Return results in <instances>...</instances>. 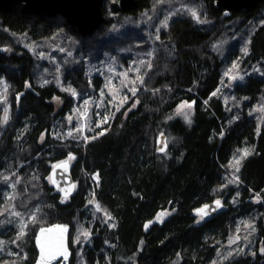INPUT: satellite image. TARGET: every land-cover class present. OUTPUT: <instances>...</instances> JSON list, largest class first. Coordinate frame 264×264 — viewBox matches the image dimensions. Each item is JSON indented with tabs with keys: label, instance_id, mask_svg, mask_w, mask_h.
<instances>
[{
	"label": "trees",
	"instance_id": "1",
	"mask_svg": "<svg viewBox=\"0 0 264 264\" xmlns=\"http://www.w3.org/2000/svg\"><path fill=\"white\" fill-rule=\"evenodd\" d=\"M213 1L104 0L88 35L55 13L0 8V264H33L36 230L55 222L70 225L69 264H264V0L230 14ZM107 56L143 65L128 101L109 125L59 139L73 95L99 81L86 65ZM66 157L76 185L61 198L49 171ZM216 198L224 211L201 221L193 210ZM242 216L248 237L228 245Z\"/></svg>",
	"mask_w": 264,
	"mask_h": 264
},
{
	"label": "water",
	"instance_id": "2",
	"mask_svg": "<svg viewBox=\"0 0 264 264\" xmlns=\"http://www.w3.org/2000/svg\"><path fill=\"white\" fill-rule=\"evenodd\" d=\"M258 1L260 0H214L213 7L222 9L225 14H230L234 11H249ZM13 2H19L28 12L58 14L75 32L81 35L93 33L103 23L102 5L104 0H0V8L5 9ZM134 5L135 0H117V6L121 10ZM167 148V137L163 132H159L155 138V153L162 154ZM68 158L54 163L49 171L50 184L54 193L61 198L69 197L75 189V180L72 176L73 168ZM217 201L219 200L203 203L195 208L193 213L199 215L205 222L212 220L224 211L223 202L219 201L217 204ZM201 209L204 211L198 212ZM58 226L66 228V231L61 232ZM69 233L70 225L66 222H55L39 227L34 235L37 254L33 264H41L42 246L45 248V255L53 254V258L48 259L46 264H69L71 258ZM61 246L66 249L67 259L55 254Z\"/></svg>",
	"mask_w": 264,
	"mask_h": 264
},
{
	"label": "rangeland",
	"instance_id": "3",
	"mask_svg": "<svg viewBox=\"0 0 264 264\" xmlns=\"http://www.w3.org/2000/svg\"><path fill=\"white\" fill-rule=\"evenodd\" d=\"M239 52L237 51V55ZM108 59H101L97 64L86 65V77L87 80L94 78H99L97 86L94 88L91 86V90L83 96L77 97L73 95V103L65 116L67 125L61 129L60 126L55 131V136L61 140H64L67 136L74 135L78 129L81 130L82 135H85L87 131H92L97 128H102L105 125H109L112 117L117 113L123 105L128 101V91L126 84L130 83L134 85L139 81L140 70L142 69L141 61H127L125 63L126 69L121 65L117 64L115 59L107 56ZM238 78L241 76L238 75ZM5 89V86L2 87ZM134 89H132L131 94H133ZM3 96L0 97V102L3 103ZM57 102V98H54ZM59 103V101L57 102ZM184 106L181 108V106ZM190 105V107H188ZM9 111V106L5 102L3 105V110ZM192 110V105L189 102L181 101L175 108L174 114H178L183 118H187ZM102 131H104L102 129ZM65 159V158H63ZM72 164V159L68 158ZM97 180L94 182L96 183ZM76 185V182H75ZM11 188V184L10 187ZM7 188L9 191L10 189ZM6 188L1 191L2 195H7L8 190ZM215 200H222L221 198H216ZM255 200V199H254ZM97 208V205L94 204ZM173 213V210L165 209L158 211L153 219L147 221L144 225L148 228L151 224H161L163 221L169 218ZM199 217V216H198ZM201 219V217H199ZM200 222V220H198ZM202 221V219H201ZM243 224V231L235 233L228 239V245L236 244L242 241L244 237H248L250 231H248L247 226L251 221V218L247 216H242L236 219V225L239 222ZM244 224H247L244 226ZM2 241L0 240V258L5 255L1 251ZM6 256V255H5ZM5 260V259H4Z\"/></svg>",
	"mask_w": 264,
	"mask_h": 264
},
{
	"label": "snow or ice",
	"instance_id": "4",
	"mask_svg": "<svg viewBox=\"0 0 264 264\" xmlns=\"http://www.w3.org/2000/svg\"><path fill=\"white\" fill-rule=\"evenodd\" d=\"M189 11H190L191 15L193 16V18H195V19H197L199 21V17L197 16V13L195 12V10L190 9ZM243 51L245 52V54H247V48L246 47L243 49ZM235 67H236V65L233 64V68H235ZM68 90L69 91H72L71 89H68ZM183 107L184 106L182 105L181 108H183ZM188 107H190V105H188ZM3 119H4V122H6L7 119H8L7 110L6 109H5V114H4V118ZM244 155L245 156L248 155V151L247 150L244 151ZM69 158L71 159L72 157H69ZM235 164L238 165L239 164V160L235 161ZM217 204H219V201H217ZM205 207H207V206H205ZM203 211H204L203 209L198 210V212H203ZM58 227L60 228L61 232L66 231V228H64L62 226H58ZM41 231L43 232L44 230L42 229ZM21 235H23V232H21ZM81 235L84 236V239L85 240H87L88 237H89V233L86 232V231L85 232H82ZM262 251H264V250H262ZM55 254L56 255L64 256V258L67 259L66 249H63L62 246H61V248H59L57 250V252ZM51 258H53V254L52 253H49V254L45 255V248L42 246L41 247V264H46L47 260L48 259H51Z\"/></svg>",
	"mask_w": 264,
	"mask_h": 264
}]
</instances>
